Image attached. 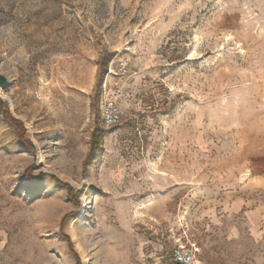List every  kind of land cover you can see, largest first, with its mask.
<instances>
[{
  "label": "rangeland",
  "instance_id": "rangeland-1",
  "mask_svg": "<svg viewBox=\"0 0 264 264\" xmlns=\"http://www.w3.org/2000/svg\"><path fill=\"white\" fill-rule=\"evenodd\" d=\"M0 76V264H260L264 0H0Z\"/></svg>",
  "mask_w": 264,
  "mask_h": 264
},
{
  "label": "built area",
  "instance_id": "built-area-1",
  "mask_svg": "<svg viewBox=\"0 0 264 264\" xmlns=\"http://www.w3.org/2000/svg\"><path fill=\"white\" fill-rule=\"evenodd\" d=\"M115 77L124 80L128 77V67L125 60H120L116 67ZM132 92L123 83L114 86L105 94L101 106V122L105 129L115 126L121 116V104L130 100ZM196 245L177 243L170 250V256L175 264H202L198 259Z\"/></svg>",
  "mask_w": 264,
  "mask_h": 264
},
{
  "label": "crops",
  "instance_id": "crops-1",
  "mask_svg": "<svg viewBox=\"0 0 264 264\" xmlns=\"http://www.w3.org/2000/svg\"><path fill=\"white\" fill-rule=\"evenodd\" d=\"M223 213L227 219L233 220L239 213L245 214L244 220L248 234H250L254 240L259 244L258 248L261 255L259 256L260 264H264V207L256 206L254 208L247 209L245 200L241 197H237L225 203L223 206ZM245 211V212H244ZM211 208H208V214H211ZM244 232L239 227L231 229V236L235 237Z\"/></svg>",
  "mask_w": 264,
  "mask_h": 264
},
{
  "label": "trees",
  "instance_id": "trees-1",
  "mask_svg": "<svg viewBox=\"0 0 264 264\" xmlns=\"http://www.w3.org/2000/svg\"><path fill=\"white\" fill-rule=\"evenodd\" d=\"M109 59H107L105 62H104V71L106 70V67H107V62H108ZM1 103V102H0ZM8 121L12 124V122H17L11 118H8ZM18 128H20L22 131H23V127L22 126H18ZM103 134V131H100V130H95L94 133L92 134V149L93 150H96L98 147H99V144H100V137L101 135ZM66 186V185H64ZM68 187V186H67ZM69 188V187H68ZM76 257V256H75ZM172 264H175L172 262Z\"/></svg>",
  "mask_w": 264,
  "mask_h": 264
},
{
  "label": "bare ground",
  "instance_id": "bare-ground-1",
  "mask_svg": "<svg viewBox=\"0 0 264 264\" xmlns=\"http://www.w3.org/2000/svg\"><path fill=\"white\" fill-rule=\"evenodd\" d=\"M38 159H39V162H40L42 165H44V168H45L46 170L52 171V170H51L52 168L50 169L48 166L45 165L44 158H43V155L41 154L40 149H39V151H38ZM245 176H246V175H245ZM86 205H87V202L84 200V204H83L84 208L86 207ZM82 214H83V211H81L80 215H82ZM73 239L75 240V244H76L77 248H80V246H79V244H78V242H77V240H76V238H75V235H73ZM80 253H81V255H82L83 263H84V264H87V263L89 262L88 256L84 253L83 250H80Z\"/></svg>",
  "mask_w": 264,
  "mask_h": 264
},
{
  "label": "water",
  "instance_id": "water-1",
  "mask_svg": "<svg viewBox=\"0 0 264 264\" xmlns=\"http://www.w3.org/2000/svg\"><path fill=\"white\" fill-rule=\"evenodd\" d=\"M5 86H6V80L2 76H0V87L4 88Z\"/></svg>",
  "mask_w": 264,
  "mask_h": 264
}]
</instances>
